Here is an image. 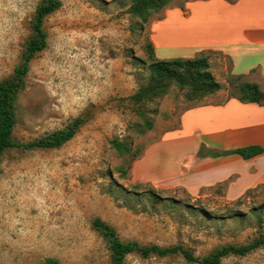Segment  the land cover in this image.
I'll use <instances>...</instances> for the list:
<instances>
[{
    "label": "rangeland",
    "instance_id": "obj_1",
    "mask_svg": "<svg viewBox=\"0 0 264 264\" xmlns=\"http://www.w3.org/2000/svg\"><path fill=\"white\" fill-rule=\"evenodd\" d=\"M42 1L0 0V80L21 62ZM189 1L174 0L144 20L128 12L132 0H62L61 8L46 17L48 45L30 64L14 136L29 142L77 117L84 123L59 148L5 151L0 264H41L47 257L65 264H109L107 243L92 225L96 217L114 226L123 240L182 245L197 257L264 234V184L231 199L226 184L193 193L172 176L155 183L136 175V160L179 126L187 108L245 96L241 83L247 80L232 74L231 58L207 49L198 53L209 55L211 70L222 84L219 91L189 100L173 84L152 101L141 104L133 98L147 83L148 65L157 58L148 50L154 21L167 7ZM158 53L162 59L174 58L165 57L161 48ZM146 121L152 128L140 134L138 127ZM116 141L131 153L122 156ZM132 153L142 154L133 160ZM122 166L125 174L118 170ZM152 188L162 198L151 194ZM125 261L195 264L181 254L144 258L131 253ZM222 264H264V246L246 256H228Z\"/></svg>",
    "mask_w": 264,
    "mask_h": 264
},
{
    "label": "crops",
    "instance_id": "obj_2",
    "mask_svg": "<svg viewBox=\"0 0 264 264\" xmlns=\"http://www.w3.org/2000/svg\"><path fill=\"white\" fill-rule=\"evenodd\" d=\"M151 42L158 58L160 48L168 58L221 50L232 60V74L264 85V0H191L184 8L167 7L152 25ZM203 145L216 150L264 147V103L230 96L187 108L179 126L136 160V175L155 183L172 176L193 193L226 184L231 199L264 183V152L251 158H200Z\"/></svg>",
    "mask_w": 264,
    "mask_h": 264
},
{
    "label": "trees",
    "instance_id": "obj_3",
    "mask_svg": "<svg viewBox=\"0 0 264 264\" xmlns=\"http://www.w3.org/2000/svg\"><path fill=\"white\" fill-rule=\"evenodd\" d=\"M172 1L174 0H132L128 12L147 20L154 11H160ZM61 6L62 0H43L40 3L31 23L32 33L26 42L21 62L15 66L11 75L0 80V177L3 173V155L8 149L59 148L70 141L81 130L80 128L84 123L83 117H77L65 127L56 129L29 142H21L14 136V130L18 123L19 96L26 87V77L30 71V64L36 55L48 45V33L44 27L45 19L48 15L59 10ZM181 7L184 8V6ZM148 48L152 57H155L156 52L152 42L149 43ZM148 69L150 75L147 83L141 86L133 95V98L141 104L166 94L173 84H177L182 90H185L189 100H201L222 89V84L216 79L211 70L210 57L204 52L194 57L185 58L160 59L157 57L149 63ZM238 77L241 78L242 76ZM241 89L245 94V96L239 97L241 100L264 103V91L258 83L245 81L241 83ZM151 128L152 122L146 121L144 125L138 127V132L143 134ZM115 144L122 156L131 153L130 147L124 143L116 141ZM263 152L264 147L256 145L226 150H216L203 145L197 156L204 158L240 154L244 158H251ZM141 154L132 153L133 160ZM118 170L121 174L127 172L123 166L119 167ZM262 184L248 189L245 193H249ZM155 191L154 188L150 190L155 197L162 198ZM92 225L107 243L110 250L109 264H126V257L131 253H138L144 258L153 255L166 257L181 254L187 261L195 264H222L223 259L228 256H246L264 246V234L262 233L247 243L224 244L209 255L197 257L190 249L182 245L160 246L158 244H141L136 240H123L116 228L101 217L94 218ZM41 264L65 263L56 257H47Z\"/></svg>",
    "mask_w": 264,
    "mask_h": 264
}]
</instances>
